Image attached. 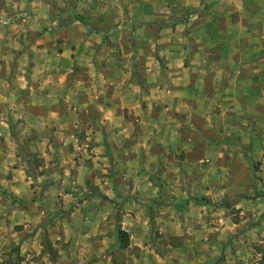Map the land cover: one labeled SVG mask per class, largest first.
Segmentation results:
<instances>
[{
	"label": "rangeland",
	"instance_id": "rangeland-1",
	"mask_svg": "<svg viewBox=\"0 0 264 264\" xmlns=\"http://www.w3.org/2000/svg\"><path fill=\"white\" fill-rule=\"evenodd\" d=\"M137 1L0 0V175L48 159L42 185L72 204L139 205L127 210L138 237L117 230L115 264H264V0ZM128 45L157 62L147 77L161 91L170 76L184 91L104 115L88 95L127 81ZM44 92L47 113L26 115Z\"/></svg>",
	"mask_w": 264,
	"mask_h": 264
},
{
	"label": "crops",
	"instance_id": "crops-1",
	"mask_svg": "<svg viewBox=\"0 0 264 264\" xmlns=\"http://www.w3.org/2000/svg\"><path fill=\"white\" fill-rule=\"evenodd\" d=\"M133 2L138 3L137 0H133ZM124 19L129 22H133L132 20H135L134 22L141 21L133 15L125 16ZM134 24L138 25L139 23ZM119 27L121 31L110 29L109 34H114L119 30L120 33L130 35L134 32L137 34L136 32L139 30L137 27L134 32H131L124 27ZM104 34L105 32L96 30L88 35L98 37ZM110 49L114 51L112 47ZM121 49L127 58L123 65V68H127L128 71L127 79H123V81H127L119 83L117 80L118 83H116L114 79H111L107 83L109 87L105 88L106 93L93 92L88 95L89 100L93 102L97 99L105 100L102 107L104 115L112 114V110L120 115L128 110V113L131 114L129 108H132L134 114H137L144 108L141 100L148 97L149 93L151 97L159 98L160 94L175 97L184 91L182 87L177 90L179 82L173 76L168 78L161 91L159 89L160 81H154L149 76L147 77V75H151L150 71L152 73L159 69L157 62L155 65L153 61V63L145 62L144 56L139 57L138 53L135 54V46L132 48L130 45L123 46ZM145 50L147 49L145 48ZM97 52V48L94 47L95 58ZM132 53L134 55H130ZM131 75L132 77H130ZM186 83L187 81L184 83L185 87ZM76 99L81 100V95H77ZM111 100L120 101V106L113 108ZM46 101L47 94L39 93L34 102L30 103V107H27L29 111H26L25 114H46ZM55 109H58V106H55ZM88 109L95 110L92 107ZM8 136L7 134L3 137L6 139ZM1 144H6V140ZM2 152L3 148L0 147V159ZM19 157L23 158L21 154ZM16 159L22 160L18 157ZM47 160L44 162L47 165L44 166L48 169L35 175H11L9 178L11 180L0 175V186L4 190V193L0 194V264H115V258L110 249L111 245L116 243L117 230L124 232L129 242L134 238L136 240L140 224L138 219H127V216L130 217L127 210L138 216L136 213L141 212L142 208L139 209V205L125 207L126 205L123 204L120 206V212L116 214L117 211L112 213V207L109 206L106 211L96 205L78 204L76 200L72 204L71 199L64 198L72 194H67L59 188H47L42 185L48 180V170H52V166L48 165ZM18 176H22L24 187L16 186ZM12 197L21 198L22 204L12 203ZM168 208L172 209V206ZM130 259H126L124 264H154L149 261L145 263L141 257ZM241 260L251 264L252 261L257 260V257H247ZM188 261L185 260L184 264L193 262Z\"/></svg>",
	"mask_w": 264,
	"mask_h": 264
},
{
	"label": "trees",
	"instance_id": "trees-1",
	"mask_svg": "<svg viewBox=\"0 0 264 264\" xmlns=\"http://www.w3.org/2000/svg\"><path fill=\"white\" fill-rule=\"evenodd\" d=\"M3 193H4V191L1 190V191H0V194H3ZM119 233H120V234H123L122 232H119Z\"/></svg>",
	"mask_w": 264,
	"mask_h": 264
}]
</instances>
